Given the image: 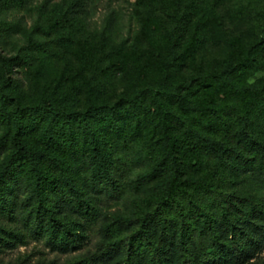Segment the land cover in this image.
Listing matches in <instances>:
<instances>
[{"label":"trees","instance_id":"16d2710c","mask_svg":"<svg viewBox=\"0 0 264 264\" xmlns=\"http://www.w3.org/2000/svg\"><path fill=\"white\" fill-rule=\"evenodd\" d=\"M28 1L0 0V30L7 29L3 28V10ZM260 16V35L246 53L228 58L221 67L212 65L200 77L201 85L223 94L224 103L197 102L189 91L191 85L172 82L179 59L175 31L169 33L173 40L166 47L170 59L162 61L159 86L125 92L114 104L99 102L103 86L93 83L86 85L84 110L69 102V93L56 102L46 95L40 103L14 109L9 107L8 95L2 94L0 253L30 240L73 253L88 247L97 232L109 238L107 247L99 254L88 248L65 264L108 261L110 250L124 252L122 264H244L262 249L264 199L239 196L237 188L220 190L227 182L225 173L235 175L237 183L264 184V143L249 131L264 109V83L246 80L255 70H264V9ZM113 25L112 15L101 33L104 43ZM122 48L114 45L110 51L119 53ZM19 58L0 52L5 89L16 90L9 75ZM156 119L161 126L183 124L178 140L192 153L215 159L216 179H183L173 138L165 135L163 156L147 174L160 176L166 161L171 162L172 171L159 185L156 205L142 208L136 221L122 213L104 221L105 209L123 191L114 173L121 159L117 149L136 140ZM132 226L127 235L125 231Z\"/></svg>","mask_w":264,"mask_h":264},{"label":"rangeland","instance_id":"374dc122","mask_svg":"<svg viewBox=\"0 0 264 264\" xmlns=\"http://www.w3.org/2000/svg\"><path fill=\"white\" fill-rule=\"evenodd\" d=\"M74 1L29 0L3 10V28L7 29L0 30V52L21 58L9 75L17 84L16 90L3 87L0 73V97L8 95L11 109L35 105L46 95L56 102L69 93V102L84 110L88 105V83L101 84L99 102L109 104L120 101L125 92L155 89L163 76L162 61L170 59L166 47L173 42L171 31H175L179 54L172 82L191 85L189 91L197 102L224 103L223 94L213 86L201 85L200 77L208 74L212 65L221 67L228 58L246 53L260 35V13L264 9V0H77L70 8ZM112 15L113 32L104 43L101 33ZM114 45L123 48L112 53ZM246 80L264 83V70H255ZM184 128L180 123L161 126L156 119L136 140L119 146L117 154L121 159L114 173L123 191L120 199L105 209L104 221L114 213L129 215L136 221L142 208L156 205L159 185L172 171L171 162L166 161L160 176L150 178L147 174L163 156L161 139L165 135L173 138L183 179H216L215 159L192 153L178 140ZM249 131L264 143V109ZM229 137L235 140L231 134ZM225 174L227 182L221 184L220 190L237 188L239 196L264 199V184L252 180L237 183L235 175ZM134 227L125 233L130 234ZM108 241L97 232L88 247L61 253L47 247L44 241L30 240L0 253V264H65L88 248L99 254ZM110 251L108 261L95 264H122L124 252ZM244 264H264V247Z\"/></svg>","mask_w":264,"mask_h":264}]
</instances>
